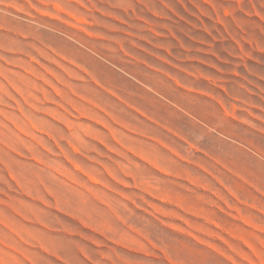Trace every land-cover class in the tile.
Returning <instances> with one entry per match:
<instances>
[{"label":"rangeland","instance_id":"1","mask_svg":"<svg viewBox=\"0 0 264 264\" xmlns=\"http://www.w3.org/2000/svg\"><path fill=\"white\" fill-rule=\"evenodd\" d=\"M0 264H264V0H0Z\"/></svg>","mask_w":264,"mask_h":264},{"label":"bare ground","instance_id":"2","mask_svg":"<svg viewBox=\"0 0 264 264\" xmlns=\"http://www.w3.org/2000/svg\"><path fill=\"white\" fill-rule=\"evenodd\" d=\"M95 105H97V104H95ZM98 107V106H97ZM111 124V123H110ZM156 165V164H155ZM159 168H161V167H159ZM91 180V179H90ZM149 187V186H148ZM165 199V198H164ZM217 225V224H216Z\"/></svg>","mask_w":264,"mask_h":264}]
</instances>
